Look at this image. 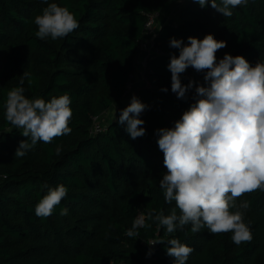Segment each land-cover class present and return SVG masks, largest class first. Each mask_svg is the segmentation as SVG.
Returning a JSON list of instances; mask_svg holds the SVG:
<instances>
[{
    "label": "trees",
    "instance_id": "16d2710c",
    "mask_svg": "<svg viewBox=\"0 0 264 264\" xmlns=\"http://www.w3.org/2000/svg\"><path fill=\"white\" fill-rule=\"evenodd\" d=\"M50 3L67 7L79 27L64 38L40 40L34 18ZM176 8L175 20L160 18L147 85L132 95L147 105L139 117L145 135L132 139L118 123L120 114L104 126L99 120L126 99L149 15ZM232 11L224 17L194 0H0V264H174L166 252L172 238L193 249L186 264H264L262 190L237 198V204L250 202L243 211L253 237L238 246L232 232L212 234L204 227L192 233L189 224L169 234L147 219L149 212L170 215L176 207L165 202L159 186L167 169L156 130L173 128L195 103L196 85L206 86L207 70L189 66L180 75L183 85L195 82L186 97L171 91L168 65L180 50L170 47V39L188 44L189 36L212 34L226 42L217 62L227 53L251 66L264 63V0ZM16 87L30 100L69 95L71 133L15 157L20 141L28 139L5 119L7 94ZM97 122L103 132H94ZM60 184L66 197L50 216L37 217V203ZM63 208L67 215L60 214ZM141 214L145 227L128 237ZM159 240L165 243L150 245Z\"/></svg>",
    "mask_w": 264,
    "mask_h": 264
},
{
    "label": "clouds",
    "instance_id": "9594fccd",
    "mask_svg": "<svg viewBox=\"0 0 264 264\" xmlns=\"http://www.w3.org/2000/svg\"><path fill=\"white\" fill-rule=\"evenodd\" d=\"M201 8H211L223 14L233 15L232 9L247 5L249 0H194ZM38 28L35 35L40 40L51 37L64 38L79 27L75 15L67 7L50 3L36 15ZM170 47L179 49V56L170 58L171 91L178 99L195 84L181 83L180 75L191 66L196 71L207 70L205 85H196L195 103L177 120L173 128L156 130L157 144L164 155L167 169L159 181L164 200L176 207L170 215L161 211L147 219L158 222L167 233H175L191 224V232L202 228L212 234L232 232V241L237 246L251 242L252 232L244 222V211L250 207L245 200L237 204V198L257 191H264V63L251 66L243 56L225 54L217 62L216 53L226 47V42L207 34L202 40L189 36L188 44L171 38ZM27 75L24 73L23 76ZM23 76L20 84L23 85ZM32 81L29 80V83ZM167 91V89H161ZM24 88H13L7 94L5 119L28 139L19 143L15 157H24L37 142L51 143L54 138L68 135L72 129L70 97L63 94L46 102L41 98L28 99ZM147 105L137 97L121 110L118 123L126 125L125 131L132 139L145 135L141 127L145 122L140 114ZM30 139L31 143L28 142ZM57 155L61 152L58 145ZM68 189L60 184L35 206V215L50 216L54 208L66 197ZM180 214L177 215L176 209ZM235 208V211L230 209ZM67 215L68 209H61ZM143 214L135 218L128 237L138 236L137 229L145 227ZM165 243L164 240L150 243ZM167 255L174 264H186L193 249L177 238L167 240Z\"/></svg>",
    "mask_w": 264,
    "mask_h": 264
},
{
    "label": "crops",
    "instance_id": "0c3cea01",
    "mask_svg": "<svg viewBox=\"0 0 264 264\" xmlns=\"http://www.w3.org/2000/svg\"><path fill=\"white\" fill-rule=\"evenodd\" d=\"M167 21V17L164 16L162 21ZM150 38L144 36L140 45V53L138 55V62L135 68V72H133V76L131 78L130 85L132 89L129 93H135L138 89L143 88L147 85V81L145 79V70L143 68V63L151 56L154 52V49L151 45ZM124 102V101H123ZM122 104V103H121Z\"/></svg>",
    "mask_w": 264,
    "mask_h": 264
},
{
    "label": "built area",
    "instance_id": "2783aa9c",
    "mask_svg": "<svg viewBox=\"0 0 264 264\" xmlns=\"http://www.w3.org/2000/svg\"><path fill=\"white\" fill-rule=\"evenodd\" d=\"M160 18H161V14L159 12H154V13L150 14L148 21H147V24H146V28H145V36L150 38L149 40L151 41V45H152L153 49H154V38L157 35L158 23H159ZM148 60H149V58L143 63V68H144L145 72L147 70ZM129 89H130V84L128 85V93H129ZM98 122L96 123L95 128H94V132H96V133H100V132L104 131V129L102 128V126Z\"/></svg>",
    "mask_w": 264,
    "mask_h": 264
},
{
    "label": "rangeland",
    "instance_id": "374dc122",
    "mask_svg": "<svg viewBox=\"0 0 264 264\" xmlns=\"http://www.w3.org/2000/svg\"><path fill=\"white\" fill-rule=\"evenodd\" d=\"M177 11L178 8L174 9L173 11H171L168 15L165 14H161V19L164 16H167L169 19L171 18L172 20H175V18L177 17ZM132 86L130 85V89L129 92L131 91ZM133 93H127L126 99L123 100L124 102H122V104L115 106L110 113H108V115L106 116V118L104 119H100L99 121L102 122V124L104 126L108 125L109 123H111V121H113L114 119H116V117L121 113V110L124 109L125 107H127L129 105L130 99L132 97ZM104 120V123H103Z\"/></svg>",
    "mask_w": 264,
    "mask_h": 264
}]
</instances>
